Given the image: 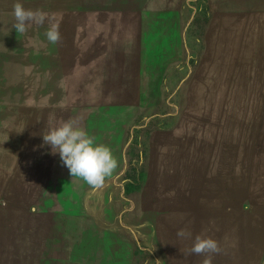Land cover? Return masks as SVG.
Wrapping results in <instances>:
<instances>
[{"label":"rangeland","instance_id":"obj_1","mask_svg":"<svg viewBox=\"0 0 264 264\" xmlns=\"http://www.w3.org/2000/svg\"><path fill=\"white\" fill-rule=\"evenodd\" d=\"M16 2L0 0V264H201L197 235L212 264H264V0H19L48 16L24 34ZM72 118L118 161L100 190L43 141Z\"/></svg>","mask_w":264,"mask_h":264},{"label":"clouds","instance_id":"obj_2","mask_svg":"<svg viewBox=\"0 0 264 264\" xmlns=\"http://www.w3.org/2000/svg\"><path fill=\"white\" fill-rule=\"evenodd\" d=\"M13 16V28L20 34L27 32L32 25L43 26L48 20L46 13L26 9L19 0L13 4ZM45 36L50 43H59V24L49 21ZM43 141L51 147L53 154H59L62 164L69 170L72 178L83 179L94 191L102 189L118 167V161L110 147L96 143L95 138L81 126L78 118L63 121L51 128L43 134ZM191 235L185 229L177 231L179 238H191ZM220 251L215 239L197 235L187 255L204 256L201 264H212L213 256Z\"/></svg>","mask_w":264,"mask_h":264},{"label":"crops","instance_id":"obj_3","mask_svg":"<svg viewBox=\"0 0 264 264\" xmlns=\"http://www.w3.org/2000/svg\"><path fill=\"white\" fill-rule=\"evenodd\" d=\"M49 182L52 183L50 188H57L58 183L60 182L59 180H66L67 182L71 183V177L67 175H57L54 171L51 172V175L49 176ZM71 186V184H69ZM44 210H50V208H45Z\"/></svg>","mask_w":264,"mask_h":264}]
</instances>
